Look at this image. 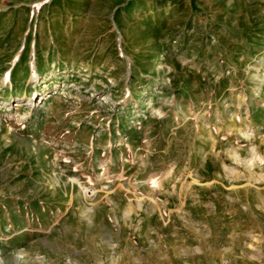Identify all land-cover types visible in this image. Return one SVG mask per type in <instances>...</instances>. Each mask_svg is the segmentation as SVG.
I'll use <instances>...</instances> for the list:
<instances>
[{"label": "rangeland", "instance_id": "obj_1", "mask_svg": "<svg viewBox=\"0 0 264 264\" xmlns=\"http://www.w3.org/2000/svg\"><path fill=\"white\" fill-rule=\"evenodd\" d=\"M263 72L264 0H0V264H264Z\"/></svg>", "mask_w": 264, "mask_h": 264}, {"label": "bare ground", "instance_id": "obj_2", "mask_svg": "<svg viewBox=\"0 0 264 264\" xmlns=\"http://www.w3.org/2000/svg\"><path fill=\"white\" fill-rule=\"evenodd\" d=\"M32 59H33V58H32ZM31 67H32V66H31ZM24 75H25V74H24ZM24 75H23V76H24ZM260 78H261V83H264V72L261 74ZM32 79H33V80H32L31 82H34L35 85L39 83V79H40V78H39V76H38L35 72H34V74L32 75ZM3 82H4V79H2V80L0 81V86L3 84ZM6 82H7V80H6ZM67 87H68V86H67ZM260 88H261V89L264 88V85L262 84V85L260 86ZM62 90H67V88L64 86ZM31 93H32V91H28L27 93L24 94L23 97H21V99H19V100L17 101L16 106L27 105V108H23V107H22V108L16 109V113H18L19 110L22 111V116H21V118H18L20 121H22L21 119H23V118L25 117V115H27V112L30 110L29 108H30L31 103H32V102H30ZM44 95H45V94H44ZM10 97H11V95L6 96L5 101H4V104H8ZM25 101H29V102H25ZM146 104H147V103H146ZM39 105L41 106L40 109H45V108L47 107L45 96L41 97V101L39 102ZM222 106H223V111H224L225 115L228 117V120H229V122H230V125H228V126L231 127V129H226V130L232 131V130L240 129V127H239V125H238V119L240 118V114L237 113L236 110L233 109V106H231L230 104H228V105H223V104H222ZM35 109H36V108H35ZM35 111L37 112L38 109H37V110H34V112H35ZM35 114H36V113H35ZM23 116H24V117H23ZM18 119H17V120H18ZM224 123L226 124V122H224ZM0 128H2V127H0ZM230 134H232V132H229V133H228V135H230ZM43 142H44V141H43ZM42 145H43V146H47L46 143H42ZM35 150H36V148H35ZM249 159L252 160V161H255L256 159H262V158H261V155L259 154L257 148H255V149L252 150V156H251ZM261 161H262V160H261ZM253 164H254V165L256 164V165H258V166H261L260 164H257V163H253ZM150 181H151V182H154V180H152V179H151ZM155 182H157V181H155ZM151 185H152V184H151ZM154 186H156V185H154ZM82 189H83V191H84V193H85V195H83V196H85V197H82V199H87V198L90 196V194L92 195V194L95 192L94 189L90 192L89 190H91V189L88 188V187H84V188H82Z\"/></svg>", "mask_w": 264, "mask_h": 264}, {"label": "crops", "instance_id": "obj_3", "mask_svg": "<svg viewBox=\"0 0 264 264\" xmlns=\"http://www.w3.org/2000/svg\"><path fill=\"white\" fill-rule=\"evenodd\" d=\"M210 132H212V129H210ZM13 212H15V211H13ZM12 214H14V213H12ZM10 215V214H9ZM16 215V214H15ZM11 216V215H10ZM17 222L18 221H20V220H16ZM7 228H9V227H7Z\"/></svg>", "mask_w": 264, "mask_h": 264}]
</instances>
